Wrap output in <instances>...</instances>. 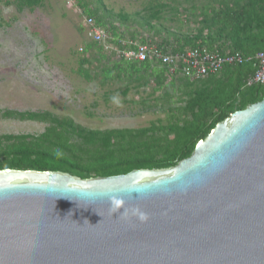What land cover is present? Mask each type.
I'll use <instances>...</instances> for the list:
<instances>
[{"label":"water","instance_id":"obj_1","mask_svg":"<svg viewBox=\"0 0 264 264\" xmlns=\"http://www.w3.org/2000/svg\"><path fill=\"white\" fill-rule=\"evenodd\" d=\"M0 264H264V98L171 168L0 170Z\"/></svg>","mask_w":264,"mask_h":264},{"label":"trees","instance_id":"obj_2","mask_svg":"<svg viewBox=\"0 0 264 264\" xmlns=\"http://www.w3.org/2000/svg\"><path fill=\"white\" fill-rule=\"evenodd\" d=\"M40 3L41 0H17L16 7L18 11L32 10ZM101 11L125 29L107 23L115 45L129 40L150 42L171 52L196 50L243 56L264 51V0H151L140 12L131 15ZM84 13L94 19L96 27H105L104 17L98 16L96 10ZM134 25L132 32L129 29ZM91 48L106 58L101 46L93 43L85 52ZM120 62L126 67L118 63L113 65L114 70L135 76L136 87L148 85L143 80V75H147L152 78L156 92L165 89L158 98L168 105L165 124L92 130L49 112L4 111L0 113L3 119L37 122L46 127L37 136H0V170L63 172L89 179L137 169L171 168L188 158L196 143L217 123L264 98V85L244 87V80L255 70L252 63L224 67L217 74L191 81L169 75L158 64ZM88 63L87 58H82L78 72H83L81 68ZM104 73L108 76L110 71ZM83 74L89 78L86 71ZM171 101L176 106L169 105Z\"/></svg>","mask_w":264,"mask_h":264},{"label":"rangeland","instance_id":"obj_3","mask_svg":"<svg viewBox=\"0 0 264 264\" xmlns=\"http://www.w3.org/2000/svg\"><path fill=\"white\" fill-rule=\"evenodd\" d=\"M149 1L41 0L32 10L18 11L17 0H0V113L49 112L92 130L165 124L168 105L158 101L164 88L156 92L147 75L143 80L148 85L136 87L135 76L114 70L113 65L118 63L126 67L115 55L102 51L106 58H101L95 48L85 52L88 45L93 47L85 26L86 10H96L98 16L104 17L102 30L111 37L107 23L125 29L101 9L131 15ZM135 27L129 30L134 32ZM82 58L88 59L81 70L89 78L78 72ZM106 70L110 71L108 76ZM169 105L176 106L173 101ZM45 127L0 116V136H37Z\"/></svg>","mask_w":264,"mask_h":264},{"label":"built area","instance_id":"obj_4","mask_svg":"<svg viewBox=\"0 0 264 264\" xmlns=\"http://www.w3.org/2000/svg\"><path fill=\"white\" fill-rule=\"evenodd\" d=\"M87 36L101 46L107 54H113L118 59L128 63H151L165 68L169 75H179L191 81L204 79L219 73L224 67H235L252 63L255 70L244 80V87L264 85V51L253 56H243L240 53L221 55L217 52L185 50L171 52L167 48L158 47L147 42L145 44L122 40L113 44V38L96 27L91 18L85 19Z\"/></svg>","mask_w":264,"mask_h":264}]
</instances>
